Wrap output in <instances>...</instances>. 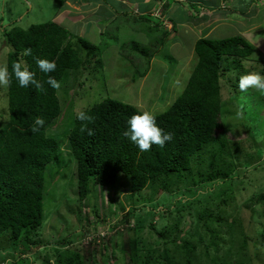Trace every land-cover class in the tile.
Returning a JSON list of instances; mask_svg holds the SVG:
<instances>
[{"label":"rangeland","instance_id":"rangeland-1","mask_svg":"<svg viewBox=\"0 0 264 264\" xmlns=\"http://www.w3.org/2000/svg\"><path fill=\"white\" fill-rule=\"evenodd\" d=\"M140 2L0 0V67H7L11 50L4 31L47 21L57 22L74 35L98 45L104 63V67H97L96 59H92L77 71H66L60 81L57 93L62 113L47 128L48 135L60 145L59 157L48 165L45 176L44 223L40 236L36 237L41 245L21 255L15 250L10 233L5 232L0 237V264H42L49 258L54 261L56 248L67 246L81 249L85 264H130L132 252L128 246L134 238L139 239V258L162 250L167 238L161 237L160 232L162 226L171 223L166 211L174 209L177 203L193 200L192 195L186 197L191 194L187 190L192 183L180 181L172 192L162 194H159L160 185L154 190L147 188L133 193L128 178L121 175L117 189L94 186L89 197L82 201L69 131L78 112L108 97L133 104L142 111H163L185 89L197 62L196 40L201 36L220 39L234 35H242L256 49L252 58L241 62L246 71L233 70L221 83V121L236 164L232 169L236 173L234 198L223 208L242 221L248 240L246 264H264V206L254 200L264 192V95L255 89L240 92L237 79L238 73L239 76L249 72L264 74V0H149L145 7H138L136 4ZM167 2L170 5L146 12V19L141 20L147 6L157 4L156 9ZM163 13L165 16L161 17ZM173 24L176 28L172 30ZM164 36L165 44H161L159 39ZM135 46L138 49L148 46L151 55L156 51L151 64H147L143 54L132 53L139 52ZM160 51L164 57L174 58L172 64L168 66ZM145 70V76L132 79L135 73ZM7 89L8 86H0V125L8 118ZM198 171L210 169L206 163ZM198 171L194 178L199 177ZM170 198L174 201L172 206H169ZM132 208L135 214L129 215ZM148 210L156 211L154 230ZM190 224H184L185 230L179 235L196 242L197 236H185ZM220 236L226 242L220 245V251L210 247L207 256L205 246L211 243L207 236L194 253L197 261L193 264H214L212 257L218 256L223 257L224 264H240L236 261L241 251H237L238 244L231 243L226 226ZM62 241L65 243L61 245Z\"/></svg>","mask_w":264,"mask_h":264},{"label":"trees","instance_id":"trees-1","mask_svg":"<svg viewBox=\"0 0 264 264\" xmlns=\"http://www.w3.org/2000/svg\"><path fill=\"white\" fill-rule=\"evenodd\" d=\"M140 18L145 20L146 15H140ZM4 35L11 47L7 65L11 82L7 89L8 118L0 125V237L5 232L10 233L15 250L24 255L41 245L36 237L40 236L44 223L45 176L48 165L59 157L60 145L56 138L48 135L47 128L61 115L62 106L58 90L47 83L48 77L60 82L66 71H77L92 59H96L97 67H104V63L98 45L74 35L54 21L33 24L28 28L13 26L4 31ZM164 38L159 39L161 44H165ZM28 49L31 55L26 56L23 53ZM255 49L252 42L242 35L220 39L201 36L196 40L197 62L185 89L166 109L154 113L158 126L173 133V140L163 148L153 145L149 151L141 153L124 137L128 119L142 112L133 104L108 97L83 110L94 118L87 125L93 130L92 136L80 131L81 121L75 118L68 139L77 163L80 200L88 198L97 185L117 189L121 175L128 178L133 193L147 188L154 190L156 185H160L158 191L162 194L172 192L180 181L192 183L187 190L191 194L186 197L192 195L194 201L177 203L174 209L166 211L171 223L162 226L160 232L161 237L167 238L165 247L157 250L156 255L139 258V239L134 238L128 246L132 252L131 256L129 253L130 264H193L197 261L194 253L207 236L211 242L205 246L207 256L210 247L220 251V245L226 243L220 236L225 226L231 243L238 244L237 251H241L236 262L247 263L248 240L242 221L223 208L234 198L236 173L232 169L236 164L221 121V83L233 70L246 71L241 62L252 58ZM137 50L139 52L132 53H141L147 64L152 63L156 51L151 55L148 46ZM159 54L168 66L172 64V56L164 57L161 51ZM38 58L55 61L56 70L42 73L36 64ZM14 63L34 72L42 88H20L12 70ZM145 75L146 70L135 73L132 79L136 81ZM37 117H42L45 124L39 132L33 133L31 125ZM206 163L210 171H198ZM196 171L198 178H194ZM254 200L264 206V192ZM173 202L170 198L169 206ZM215 208L220 211L217 213ZM155 210L147 211L151 214L153 230ZM134 211L132 208L129 215H134ZM188 223H191V228L185 236H197L196 242L179 235ZM168 241L173 247L168 245ZM60 243L62 245L65 241ZM104 247L107 250V246ZM54 252V261L49 258L42 264H85L86 257L76 246L56 248ZM221 258L212 257L214 264H224Z\"/></svg>","mask_w":264,"mask_h":264},{"label":"clouds","instance_id":"clouds-1","mask_svg":"<svg viewBox=\"0 0 264 264\" xmlns=\"http://www.w3.org/2000/svg\"><path fill=\"white\" fill-rule=\"evenodd\" d=\"M172 30L175 28L172 25ZM24 55H31L30 49L25 50ZM36 64L42 73H51L56 70L55 61L47 58H38ZM13 74L20 88H28L34 86L37 89L42 88V84L36 79L35 73L29 71L27 67L22 66L20 63H14L12 66ZM11 78L9 76L7 67H0V86H9ZM48 85L53 89H60V82L55 78L49 76L47 80ZM238 88L240 92H247L250 89H255L264 95V74L259 72H249L240 76L238 80ZM77 120L81 121V132H87L89 136H92L93 130L88 128V124L93 122V116L89 115L85 111H80L76 115ZM45 120L42 117H37L31 125V131L33 133L39 132L44 126ZM131 143L136 145L141 153L149 151L153 145H157L161 148L165 146L167 142L173 140V133L165 132L157 124V117L151 111H142L132 115L127 121V127L123 132Z\"/></svg>","mask_w":264,"mask_h":264},{"label":"crops","instance_id":"crops-1","mask_svg":"<svg viewBox=\"0 0 264 264\" xmlns=\"http://www.w3.org/2000/svg\"><path fill=\"white\" fill-rule=\"evenodd\" d=\"M125 1H127V0H125ZM129 1H132V0H129ZM135 1H138V0H135ZM140 1H142V2H140V3H138V4H136V5H138V7L139 6H141V5H143L144 7L146 6V4L145 3H147L148 1L147 0H140ZM166 1H168V0H164V2H166ZM179 1V0H178ZM160 3H163V2H160ZM127 5H129L128 3H126ZM157 4H153L151 7H149L148 8V6H147V8H145L143 11H142V15H145L146 14V12H152V11H155V10H157V9H159V8H161V6H163L164 8L167 6V5H170L169 4V2H167V4H161L158 8H156L155 9V6H156ZM191 7L193 6V5H190ZM97 9H99V8H97ZM134 12H136V10L134 11ZM165 16V14L163 13V16H161V17H164ZM142 20V19H141ZM166 20H168L167 18H166ZM181 24V23H180ZM174 25V24H173Z\"/></svg>","mask_w":264,"mask_h":264}]
</instances>
